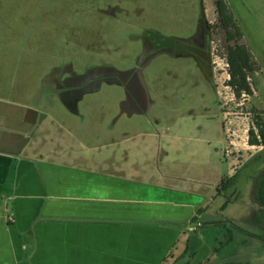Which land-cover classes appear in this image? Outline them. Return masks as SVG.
<instances>
[{"label": "crops", "instance_id": "crops-1", "mask_svg": "<svg viewBox=\"0 0 264 264\" xmlns=\"http://www.w3.org/2000/svg\"><path fill=\"white\" fill-rule=\"evenodd\" d=\"M176 44L180 42L156 46L147 65L162 57L173 63L189 62L198 75L195 83L202 86L201 105H179L177 86L168 82L167 106L174 102L177 108L166 115V103L159 105L151 85L162 83V76L172 72L154 71L150 79V68L129 79L136 107L103 106L93 98L79 105L81 94L74 91L73 103L46 107L44 119L50 117L52 126L60 129L57 135L44 122L32 125L29 113L38 107L12 101L10 109L18 105L28 114L22 123V118L13 120L16 115L9 111V122L0 124V264H165L178 245L185 250L191 232L198 246L186 253L202 249L199 254L206 255L207 240H227L229 231L233 235L229 245L241 241L250 250L255 239L220 218L225 201L216 191L223 176L239 170L231 167L223 175L218 158L212 167L192 169V156L178 154L172 147L171 139L181 141L178 149L191 154L194 142L198 157L204 138L224 145L230 142L223 116L218 126L211 123L214 115L206 97L213 93V103L218 100L207 71L193 52H176ZM33 133L39 134L38 143L48 136L57 139L33 146L27 141ZM66 133L74 140L64 138ZM139 133L152 138L137 141ZM229 157L232 165L234 159ZM208 185L211 188L205 192L202 186ZM214 202L215 212L209 211Z\"/></svg>", "mask_w": 264, "mask_h": 264}, {"label": "rangeland", "instance_id": "rangeland-1", "mask_svg": "<svg viewBox=\"0 0 264 264\" xmlns=\"http://www.w3.org/2000/svg\"><path fill=\"white\" fill-rule=\"evenodd\" d=\"M225 1V18L231 27L222 21L217 0H0V97H3L0 124L9 122L6 117L9 111L11 116L16 115L13 120L26 121L24 114H28L25 112L28 109L16 107L18 105L10 109L12 101L16 100L17 104L38 107L29 113L32 125L35 121L44 122L57 135L60 129L52 126L54 122L50 117L44 119L45 108L73 103L72 91L80 92L79 105H87L93 98L103 106L121 103L136 107L130 95L129 79L139 70L145 72L149 68L150 79L154 71L172 72V75L162 76V83L157 81L151 85L159 105L166 103V115L173 114L177 108L174 102L171 108L167 106L168 99L164 96L171 92L168 82L177 86L176 92L181 96L179 105L196 106L199 102L201 105L202 86L195 83L198 75L195 69H190L194 66L189 62L175 60L173 63L162 57L147 65L149 55L157 51L156 46L180 42L176 44V52L191 55L193 52L209 75L218 100L213 103V93L206 97L209 113L214 115L211 123L218 126V118L223 116L235 163L231 165V157L225 154L226 144L205 138L200 143L202 151L198 157H195L197 144L194 142L190 143L191 154L178 149L181 141L178 144L171 139L172 147L178 154L192 156V169L212 167L218 158L223 175L231 167L233 171L239 170L237 182L220 190L224 201L234 198L220 212V218L244 229L259 231L255 211L259 204L258 187L264 177V145H250L248 129L254 126L257 131L252 106L258 111L264 109V0ZM185 43L194 48L188 49ZM236 43L243 44L253 59L248 77L253 89L250 95L238 96L228 84L230 70L226 57L228 47ZM37 135L33 133L31 139H27L33 146L52 144L57 139L48 136L38 143ZM207 135L211 136V131L208 130ZM63 137L74 140L73 134L66 133ZM136 137L140 142L149 138L141 133ZM169 154L172 155L170 149ZM202 187L205 192L211 188ZM210 204L209 211L215 212L216 202ZM194 235L191 232L188 250L193 251L198 246ZM221 240L210 237L203 245L207 258L199 254L202 249L186 253L184 248L179 249L182 246L179 243L165 264H202L204 260V264H264V247L258 249L263 244L261 240L255 239L250 250L244 249L241 241L230 248L223 247L224 240ZM249 258L251 260L245 262Z\"/></svg>", "mask_w": 264, "mask_h": 264}, {"label": "trees", "instance_id": "trees-1", "mask_svg": "<svg viewBox=\"0 0 264 264\" xmlns=\"http://www.w3.org/2000/svg\"><path fill=\"white\" fill-rule=\"evenodd\" d=\"M217 7L219 11L220 17L223 19L222 21L226 24H230L228 19L225 18L226 12V1L225 0H217ZM227 20V21H226ZM231 32V31H230ZM231 36H234L231 32ZM235 37V36H234ZM229 64V73L230 78L228 80V84H230L235 91V94L240 96L242 93L253 94V89L251 86V82L249 80V72L253 69L252 66V57L250 51L240 43H236L235 45H231L228 47V55L226 57ZM255 110V125L257 127V131L254 126L249 127L248 129V141L250 144L255 145H264V116L262 115L264 109L257 110L255 106H252ZM239 171H236L232 175L223 176L220 182L217 185V192L220 193V190H225L229 187H232L238 178ZM257 197L259 203L264 206V177L259 184ZM190 246L189 241L186 244V249L188 250Z\"/></svg>", "mask_w": 264, "mask_h": 264}, {"label": "flooded vegetation", "instance_id": "flooded-vegetation-1", "mask_svg": "<svg viewBox=\"0 0 264 264\" xmlns=\"http://www.w3.org/2000/svg\"><path fill=\"white\" fill-rule=\"evenodd\" d=\"M235 198L236 195H235ZM258 198V197H257ZM233 197L231 198H227L225 200V204H224V207L226 205H228L230 202L233 201ZM257 210L255 211V224L257 225L259 231H255V230H247V229H244L243 227H241L240 225H236L235 223L233 222H230V221H226L225 223H229L228 225L229 226H232L233 228L237 227L243 231H246L248 232V234H250L252 236V238L254 239H257V240H261V243H263L262 245H260V247L258 248L259 250L264 247V206H262L260 203L258 204L257 203ZM232 229V228H231ZM235 230V229H234ZM232 231H229V236L227 237V240H224V245L223 247H227V248H230V245H229V242L231 240H233V235L231 234ZM228 233V232H227ZM245 246V245H244ZM247 247V246H246ZM253 250H256V249H253ZM252 250V251H253ZM258 250V251H259ZM256 254V253H255ZM251 258H253V256H251ZM246 261L245 262H249L251 259H245ZM211 261V260H210Z\"/></svg>", "mask_w": 264, "mask_h": 264}, {"label": "built area", "instance_id": "built-area-1", "mask_svg": "<svg viewBox=\"0 0 264 264\" xmlns=\"http://www.w3.org/2000/svg\"><path fill=\"white\" fill-rule=\"evenodd\" d=\"M232 153H233V151H232V148H231V144H227L225 146V154L228 155V156H232ZM234 163H235V160H234Z\"/></svg>", "mask_w": 264, "mask_h": 264}]
</instances>
